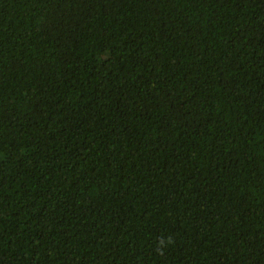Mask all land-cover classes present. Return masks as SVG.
<instances>
[{"label": "trees", "instance_id": "16d2710c", "mask_svg": "<svg viewBox=\"0 0 264 264\" xmlns=\"http://www.w3.org/2000/svg\"><path fill=\"white\" fill-rule=\"evenodd\" d=\"M0 264H264V0H0Z\"/></svg>", "mask_w": 264, "mask_h": 264}]
</instances>
